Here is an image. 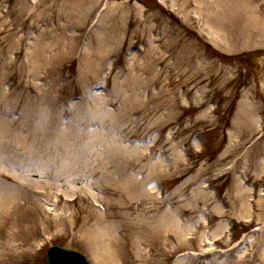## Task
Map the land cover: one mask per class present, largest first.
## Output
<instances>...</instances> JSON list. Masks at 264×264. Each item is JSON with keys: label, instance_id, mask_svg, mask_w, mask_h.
<instances>
[{"label": "rangeland", "instance_id": "374dc122", "mask_svg": "<svg viewBox=\"0 0 264 264\" xmlns=\"http://www.w3.org/2000/svg\"><path fill=\"white\" fill-rule=\"evenodd\" d=\"M262 35L264 0H0V264H141V219L153 264H264Z\"/></svg>", "mask_w": 264, "mask_h": 264}, {"label": "bare ground", "instance_id": "6f19581e", "mask_svg": "<svg viewBox=\"0 0 264 264\" xmlns=\"http://www.w3.org/2000/svg\"><path fill=\"white\" fill-rule=\"evenodd\" d=\"M262 36L264 37V35H262ZM222 42H223L224 45H228L229 44L228 41H222ZM213 43L215 45L218 44L217 40H214ZM246 155H247V153H246ZM258 164H259V166H261L259 168V170L262 171L261 173L264 174V161H260ZM237 189H238V197H237L238 200L240 198L245 200L244 198H245V195L247 193L248 188L244 187L243 185L242 186L238 185ZM200 193L203 196L207 195V193H205L203 191H201ZM241 206H242V204H241ZM161 225L165 229L167 226H171L172 222L170 220V222L168 223L166 219H163ZM174 228L175 229L172 231L173 235L176 238H182L183 235L185 234V230L183 229L181 231L180 230V225L178 223L174 224ZM139 229L142 232H139V235L137 237L138 238L137 239L138 242L135 244L136 249L138 251L139 250V245H142L143 247H146L145 249H147V250H144V253H142V251L140 253L138 252L139 253L138 258H139L141 264H153L156 255H154L152 252H153L154 248H156L157 240H158L157 236H156V233H155V227L151 223L147 222L146 220L141 219V220H139ZM163 235H164V240L161 242V245H162L161 248L162 249L170 248L169 246H170V244L172 242L171 241L172 237H170L171 235L170 236L166 235V231H165L164 233H162L161 239H162ZM117 246H118L117 241L114 240V241L110 242V244H109L110 253H109V255H107V257L104 258V260L102 259L103 262H101V258H102L101 255L98 252H96L94 250H91L92 251V253H91L92 254V258L95 261V264H101V263L105 264V261L107 262L108 259H110L112 257L115 258V259L120 257L119 253L112 251V248L116 249ZM157 252H159V249H157ZM127 254H128V258L131 257V259L132 258L135 259V257L129 251L127 252ZM129 262H131V261L127 260L125 262V264H130ZM180 264H182V263L180 262Z\"/></svg>", "mask_w": 264, "mask_h": 264}, {"label": "water", "instance_id": "95a60500", "mask_svg": "<svg viewBox=\"0 0 264 264\" xmlns=\"http://www.w3.org/2000/svg\"><path fill=\"white\" fill-rule=\"evenodd\" d=\"M46 264H88L86 257L76 250L52 246L46 255Z\"/></svg>", "mask_w": 264, "mask_h": 264}]
</instances>
